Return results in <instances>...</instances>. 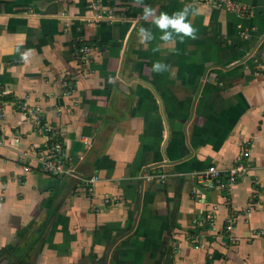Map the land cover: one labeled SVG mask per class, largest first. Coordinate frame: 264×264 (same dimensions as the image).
<instances>
[{
  "label": "crops",
  "instance_id": "0c3cea01",
  "mask_svg": "<svg viewBox=\"0 0 264 264\" xmlns=\"http://www.w3.org/2000/svg\"><path fill=\"white\" fill-rule=\"evenodd\" d=\"M94 1L0 0V264H264V0H143L198 10L197 38L175 44L135 0L81 20ZM17 104L39 108L74 175L38 168L44 138ZM241 163L225 190L194 176Z\"/></svg>",
  "mask_w": 264,
  "mask_h": 264
},
{
  "label": "built area",
  "instance_id": "2783aa9c",
  "mask_svg": "<svg viewBox=\"0 0 264 264\" xmlns=\"http://www.w3.org/2000/svg\"><path fill=\"white\" fill-rule=\"evenodd\" d=\"M98 1H94L91 4V15L89 17H81V20L87 22H100V21H114L119 20V16L116 15L112 10L105 9L99 6ZM214 4L218 7H224L227 10L236 9L241 12V8L237 7L232 0H214ZM243 10V8H242ZM94 48L87 45H81L77 48L75 53V58L77 61L82 62L84 59L91 56ZM2 90L0 88V95ZM2 102V101H1ZM17 107L21 111L27 121L30 129L37 132L44 138L42 143V149L38 151V168L48 174L53 176L61 175H74V166L70 165L67 161V155L64 149L63 142L56 135V131L42 119L40 115L39 108L37 107H27L25 105L17 104ZM3 113L0 108V122L3 120ZM1 126V125H0ZM59 136V135H58ZM60 137V136H59ZM4 144V138L0 130V147ZM246 166L241 163L236 166L230 167L229 169L223 170L215 166H209L206 170L195 172L194 176L199 182L203 183L209 188H219L222 190L228 189L230 184L238 182L246 174ZM84 185V190L87 194L93 195L95 184L98 180L97 176L91 175L85 178H79ZM147 179H151L147 177ZM225 229L226 231H232L233 222L232 218L225 219ZM254 235L258 237L264 235V231H253Z\"/></svg>",
  "mask_w": 264,
  "mask_h": 264
},
{
  "label": "clouds",
  "instance_id": "9594fccd",
  "mask_svg": "<svg viewBox=\"0 0 264 264\" xmlns=\"http://www.w3.org/2000/svg\"><path fill=\"white\" fill-rule=\"evenodd\" d=\"M136 6L143 8V17L142 19L147 21H151L156 25V27L160 30L162 35L160 36V40L165 43L175 44L176 39L179 38L180 42H184V38L196 39V30L192 26V23L189 20L190 15L195 14V11L190 6H185L180 11L173 13L169 16L167 13H160L157 16L156 11L145 5L143 0H135ZM140 42L146 43L151 42L155 39L153 33L149 29L140 28L139 33ZM27 57L25 56V59ZM162 65L157 63L154 65V70L161 71Z\"/></svg>",
  "mask_w": 264,
  "mask_h": 264
},
{
  "label": "rangeland",
  "instance_id": "374dc122",
  "mask_svg": "<svg viewBox=\"0 0 264 264\" xmlns=\"http://www.w3.org/2000/svg\"><path fill=\"white\" fill-rule=\"evenodd\" d=\"M2 95H3V93H1V95H0V108L2 107V102H1ZM56 136H57L58 138H60V137L58 136V134H57Z\"/></svg>",
  "mask_w": 264,
  "mask_h": 264
}]
</instances>
